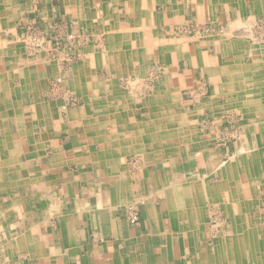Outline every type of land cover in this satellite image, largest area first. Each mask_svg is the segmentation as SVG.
I'll return each mask as SVG.
<instances>
[{"label": "crops", "instance_id": "crops-1", "mask_svg": "<svg viewBox=\"0 0 264 264\" xmlns=\"http://www.w3.org/2000/svg\"><path fill=\"white\" fill-rule=\"evenodd\" d=\"M214 1L0 0V264H264V49L173 36ZM233 2L215 6L228 28L251 18ZM64 29L86 41L52 48ZM60 76L79 100L65 112L47 96ZM236 112L235 154L199 119ZM212 170L211 185L181 180ZM208 204L232 222L210 247Z\"/></svg>", "mask_w": 264, "mask_h": 264}, {"label": "rangeland", "instance_id": "rangeland-1", "mask_svg": "<svg viewBox=\"0 0 264 264\" xmlns=\"http://www.w3.org/2000/svg\"><path fill=\"white\" fill-rule=\"evenodd\" d=\"M221 0H216L213 2V4L218 5ZM226 1V0H222ZM233 4H237L242 7L249 6L251 8L250 12V19H248V15L242 14L241 21H238L237 23H233L231 28H228L224 23H220L218 21V18L216 15V7L215 13L210 14V16L205 17L206 23L201 25L198 22H195L194 20H197V15L194 16V20L192 19L193 23H185V25H182L175 29L173 31V36H176L177 34H181L183 37L192 38L194 40H209L210 43L216 44L217 42H222L223 40H235V39H242L247 44H249L252 48H259L264 49V0H233ZM212 5V4H211ZM212 7H209L210 10ZM213 12V11H211ZM231 22L234 21L235 16L231 18ZM30 27V26H28ZM34 30L37 32L36 27ZM179 29V30H178ZM85 30H81L80 32H77L76 30H66L64 29L63 34H58L55 37H58L57 39L51 40V46L52 48H63V49H70L72 48L76 42H84L86 41L84 33ZM31 32V30H30ZM34 33V32H32ZM81 33V34H80ZM84 33V34H82ZM36 34V33H35ZM33 35V34H32ZM34 36V35H33ZM37 37L42 38L40 34H36ZM43 42V41H42ZM44 47L41 44L42 48ZM53 57V56H51ZM72 58L70 55L65 57V60H63L64 68L68 69L69 64L71 63ZM126 80V79H125ZM65 78L63 76L55 77L53 78L48 85L47 89V96L52 101H59L60 104V110L65 112L68 109L74 108L77 105H79V100L77 96L71 93L66 85H64ZM64 106V107H63ZM196 117V116H195ZM201 119V118H200ZM199 119L200 124H202L204 127L207 126V128L211 129L210 137H216V141L218 144V148L220 149H228V150H234L233 152L237 153V147L241 143V129L240 124H238V127L235 126V121H240V116L237 114V112L233 115L224 116L222 121H216L217 119H205V122H202V120ZM232 119H234V122H232ZM208 130V129H207ZM214 140V141H215ZM214 144V143H213ZM264 148V135H263V146ZM232 152V153H233ZM230 157H232V154H227L223 156V161L228 162ZM220 158H218L219 160ZM214 160H217L214 158ZM217 160V161H218ZM221 163V162H220ZM223 164V163H222ZM224 165V164H223ZM199 166V164H197ZM212 171H208V174L201 173L199 171L197 172H191V173H185L181 176L182 181H191V182H198L201 179H206L207 183L209 185L215 183L218 179L216 176V173ZM258 185L256 187V192L261 198V203H264V179L259 178ZM128 205L135 206V204L130 203ZM198 207L199 206H195ZM207 218L203 220L201 225L198 227V231L196 230V233L202 234V236H205L203 239L208 247L213 246L216 240L224 239L226 230L231 229V223L229 222L223 207L221 205H210L207 206ZM256 221L255 224L252 225V228L256 229V234L261 236L264 240V204H262L259 208V206L256 207ZM239 224V222H237ZM197 228V227H196ZM230 231V230H229ZM259 232V233H258ZM231 235V233H230ZM224 236V237H223ZM263 245V244H262ZM260 245V248L263 249V246Z\"/></svg>", "mask_w": 264, "mask_h": 264}, {"label": "built area", "instance_id": "built-area-1", "mask_svg": "<svg viewBox=\"0 0 264 264\" xmlns=\"http://www.w3.org/2000/svg\"><path fill=\"white\" fill-rule=\"evenodd\" d=\"M30 30H31V32H30ZM32 32H34V33H32ZM35 33L37 34V32L34 30V28L29 29V36L31 38V42H30L31 44L28 45L29 51H33L34 49H38L41 47L42 39L37 37ZM124 215H125L126 221L128 222L129 225H131V226H138L139 225V212H138L137 207L131 206V205L126 206L124 209Z\"/></svg>", "mask_w": 264, "mask_h": 264}, {"label": "bare ground", "instance_id": "bare-ground-1", "mask_svg": "<svg viewBox=\"0 0 264 264\" xmlns=\"http://www.w3.org/2000/svg\"><path fill=\"white\" fill-rule=\"evenodd\" d=\"M258 49V48H257ZM263 141V140H262ZM261 146V145H260ZM232 159V158H231ZM249 163V162H248ZM242 178V177H241ZM244 183V182H243ZM236 202V201H235ZM234 202V203H235ZM238 203V202H237ZM258 205V204H257ZM231 207H233V206H231ZM226 211V210H225ZM251 217V216H250ZM251 222V221H250ZM259 233V232H258ZM246 236V235H245ZM241 239V238H240ZM257 243H258V241H257ZM261 249V248H260Z\"/></svg>", "mask_w": 264, "mask_h": 264}]
</instances>
